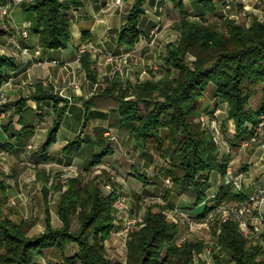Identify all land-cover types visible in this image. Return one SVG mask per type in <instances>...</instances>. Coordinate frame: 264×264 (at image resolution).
<instances>
[{
  "label": "trees",
  "instance_id": "1",
  "mask_svg": "<svg viewBox=\"0 0 264 264\" xmlns=\"http://www.w3.org/2000/svg\"><path fill=\"white\" fill-rule=\"evenodd\" d=\"M144 1L132 0L125 23L117 34V43L133 48L142 40L139 23ZM195 1L203 6L205 13L216 17L213 0ZM71 6H77L76 0H33L29 4L27 10L34 14L38 43L44 49H64L71 42L66 14ZM218 19L223 20L198 24L181 13L172 25L178 39L166 47L161 65L163 75L159 79L143 82L127 79L123 84L118 76L103 77L104 89L85 102L84 123L91 109L116 112L122 130L143 146L155 148L166 165L159 169L160 175L169 178L179 193L193 188L197 204L205 198L209 174L223 175L227 167V159L220 158L211 134L198 120L206 111L199 106V99L212 87L215 106L212 109L218 108L220 102L226 103V119L232 121L237 140L246 135L248 124H256L264 110V21H253L245 26L222 16ZM79 62L86 78L97 82L98 71L91 66L87 52L80 54ZM14 68L11 58L0 56V85L7 79L4 70ZM257 90L260 101L256 108H251L248 102ZM29 99L53 103L56 117L42 145L45 153L55 142L68 102L43 92L40 84H36L35 94ZM25 102L26 99L19 100L14 112L4 122L0 120V132L21 136L13 127L17 119L24 137L30 135L31 126L25 125L21 116ZM99 134L95 145L100 146L101 151L91 156L88 167L100 164L112 152L103 145L102 130ZM12 146V143L0 142V149L11 150ZM166 147L171 148L170 151H165ZM80 152V136L62 148L66 156H77ZM136 178L146 183L145 178ZM44 181V230L30 237L28 233L34 220L10 218L1 210L6 184L0 171V264H34L35 257L44 251L63 255L65 247L71 243L77 245V251L70 257L64 256V264H194L195 254L205 247L203 242L194 239L176 244L178 225L168 220L162 211L154 212L149 206L142 220L126 236L124 261H112L106 256L104 243L116 219L112 206L114 193L103 194L94 179H86L84 172L69 177L64 184L50 183L48 177ZM49 193H59L56 216L60 226L57 228L50 221ZM215 199L217 203L244 200L230 185L221 186ZM203 210L204 213L197 216L205 217L210 211L207 207ZM218 222L215 220L214 226ZM219 227L216 242L211 246L214 264H224V259L232 264H264V232L262 244L260 240L243 236L235 221H226ZM211 235L215 236L213 228Z\"/></svg>",
  "mask_w": 264,
  "mask_h": 264
},
{
  "label": "crops",
  "instance_id": "2",
  "mask_svg": "<svg viewBox=\"0 0 264 264\" xmlns=\"http://www.w3.org/2000/svg\"><path fill=\"white\" fill-rule=\"evenodd\" d=\"M32 2L33 0H22L15 6L10 5L4 22H0V48L6 50L5 55L2 56L11 58L15 64L14 69L4 70L7 79L0 85L7 100L6 113L1 122H4L14 112V105L19 100L26 99L21 116L24 118L25 125L31 126L32 129L30 135L24 137L21 126L16 124L17 119H14L13 127L21 136L16 137L9 133L0 132L1 143L13 144L11 150L0 149V152H6V155L0 156V171L6 184L1 206L2 212L12 211L13 214L8 215L10 218L34 220L35 223L29 230L28 236L40 234L44 230L45 220L42 191L45 185L44 178L48 177L49 180L48 175L53 169L76 167L83 170L81 167H83L82 163H84L85 158H78L80 156L76 155L66 156L62 153V148L67 142L80 136L81 148L90 147V156L98 154L101 147L96 146L95 142L98 139L97 136L101 135L99 134L100 130H102V136L109 137L107 140L111 142H107L109 146H106L112 150L100 164L105 163L104 159H108L117 170L119 169L121 173L119 176L124 177L125 180L124 184L119 181L114 182L110 190L104 188L103 193L105 195L114 193L113 197H115L119 191L123 193L124 197L135 199L139 203L146 199L158 200V202L165 204L168 209L170 207L184 210L188 214L193 213L194 215L204 213V207L211 209L213 203L216 202L214 197H216L220 187L224 185V175L217 172L209 174L208 188L205 198L200 204L195 201L193 188V195L190 193L187 195L188 190L179 193L175 187L171 186V190H166L161 198L162 193L159 192L161 189L156 184L147 178H145L146 183L136 178V176L147 177L149 175L146 173L147 166H144L145 163H136V165L143 166L139 172L136 169V172L133 173L131 169H134L132 166L135 165L136 158L132 155L129 157L127 150H124L129 145L128 152L130 154L133 152L134 146H137L136 154L141 153L140 155L144 156L145 154L151 155V151L148 150H152V146H143L140 142L135 141L131 134L122 130L116 112L91 109L88 114V121L84 123L85 102L90 96L104 89V83L101 81L103 77L110 78L113 64L105 62L104 54L130 52L131 57L127 60L124 69L133 82L159 79L163 75V72H159L162 71L161 65L166 56V47L178 39V33L172 29L173 24L171 22L176 23L182 13L188 20L204 24L210 14L205 13L203 6L195 0H145L143 4L144 13L139 23L143 38L136 46L128 48L117 43V34L120 27L125 23L132 0H121L119 4L115 0H76L77 6H71L66 12L70 23L72 47L49 50L44 49L38 43V33L33 27L34 14L27 10ZM223 2L224 0H213L214 14H223ZM231 10L234 17L237 18V16L242 15L243 18L248 19V26L253 21L264 20V0H234ZM26 23L29 24V34L27 38L23 39L17 34L16 28H22ZM168 23L171 24V28H169L170 24ZM156 25L159 26V30L153 47L149 49L147 47L148 34L150 29ZM14 43L29 48L30 55L25 56L19 53L16 58H12L9 55V50L14 48ZM78 46L86 47L91 66L98 71L97 82L95 83L86 78L84 69L77 58ZM90 46L96 47L99 51L98 54L90 52ZM34 50H39L40 53L34 56ZM35 59H40L42 64L35 65ZM52 60L57 61V63L53 64ZM153 61H158L160 64V69L156 73L150 70V64ZM134 62L135 64H133ZM73 83L77 84L76 88L72 86ZM36 84L42 86L43 92H49L68 102L56 133L55 142L47 148L45 153L42 152V145L53 125L56 114L52 101L36 102L29 99L35 94ZM211 103H213V96L211 101H208L201 108L207 110ZM61 105L62 103L58 106ZM27 112H29L28 115L25 114ZM222 113L224 115L222 120L224 121H222L221 128L224 132L226 129L224 123L226 122L227 133L225 135H227L229 144H232V149L230 153L222 150L221 156L227 159V165H230L233 173H242V189L239 193L246 199L255 192L257 187L264 186V141L246 147L241 146L246 135L241 140L239 139L240 141L237 140L232 122L225 119V111ZM111 137L113 139H110ZM29 142H32V148L26 151L24 145ZM32 161L35 162L34 165H37L36 168L30 166ZM125 163L128 167L124 173L122 168L126 165ZM15 167H17L16 171L13 170ZM165 185L167 184L165 183ZM49 195L47 201L50 221L51 225L57 228L60 226L56 216L59 193H53L54 198L51 200L48 198ZM188 197L189 199H187ZM8 200H12L14 204H9ZM262 213L264 216V208ZM118 224L117 222L116 225L118 226ZM116 232L111 234L123 237L121 240L125 249V235H118L120 232ZM114 236L110 237L107 241L108 244L105 243V249L110 246V251H117L114 250L117 244L110 242V240L115 239ZM119 239L117 238V240ZM76 251L77 245L75 243L67 245L63 255L57 251H44L35 257L34 264H64L62 258L64 256L70 257Z\"/></svg>",
  "mask_w": 264,
  "mask_h": 264
},
{
  "label": "built area",
  "instance_id": "3",
  "mask_svg": "<svg viewBox=\"0 0 264 264\" xmlns=\"http://www.w3.org/2000/svg\"><path fill=\"white\" fill-rule=\"evenodd\" d=\"M4 1V2H2ZM22 0H0V22H4V18L8 14V9L10 5H17ZM121 0H115L117 4L120 3ZM234 0H224L223 2V13L229 12L231 9V5L233 4ZM245 8V7H244ZM16 32L20 35L21 38H27L29 34V24L26 23L22 26V28H16ZM159 26H154L150 29L148 34V42L147 47L151 49L155 42V37L158 33ZM14 48L9 50V55L12 58H16L18 54H23L25 56H29V48L21 47L18 44H13ZM5 49L0 48V56L5 55ZM89 51L93 54H98V49L94 46L89 47ZM86 52L85 46H78L77 50V58L79 59L80 54ZM34 56H37L40 52L39 50H34ZM131 57V53L127 52L125 54H113L107 53L104 54L105 62L113 64L110 77L118 76L121 80V83H125L127 79H129L127 73L125 72L124 66L127 64V60ZM53 64H56L57 61L52 60ZM42 62L40 59H35V65H41ZM135 64V62L133 63ZM159 63L158 61H153L150 64V70L153 73L159 71ZM6 85V84H4ZM73 87H77L76 83L72 84ZM7 104L6 97L4 96L1 88H0V120H2L5 116V106ZM220 113L219 108H214L212 112V117L216 118L217 115ZM211 120L212 127L215 129V134L212 136V140L214 144L219 148H225L226 153L229 151V147L226 144L228 141L219 130L215 127L216 120ZM263 126H264V113L260 114L258 117V121L256 124H248L246 133V139L241 142V146L246 147L250 144H258L263 139ZM110 139H113L111 137ZM32 148V142H29L24 145V149L26 151ZM6 155L5 151L0 152V156ZM221 156L220 158H223ZM1 166V165H0ZM30 166L35 167L33 163ZM76 171L69 170V167L66 171L60 174L58 180L60 183L64 184L69 177H77L78 175L83 174V170L78 168H74ZM1 170V169H0ZM224 185H230L235 192H240L242 189V173H233L232 168L230 165H227L226 172L223 174ZM113 176L111 175V179ZM164 182L167 185H170L171 182L169 178L165 179ZM9 204H14L12 200H9ZM112 206L116 212V218L120 220V232L124 233L125 235L133 230L137 224V219L133 218L130 213V207L123 196L119 193H116L114 200L112 202ZM264 208V186L257 187L255 192L249 196L248 198L236 201L230 204L224 203H217L214 202L208 218L209 221H213L218 218L217 226H213V230L215 231V236L212 237V242L209 244H205L202 252L199 254H195L194 256V264H214L213 260V253H212V244L216 242L217 235L220 231V224L226 221H235L239 231L245 237H252L254 239L261 241V234L264 232V216L262 210ZM197 217V216H194ZM181 240H176V244L181 243Z\"/></svg>",
  "mask_w": 264,
  "mask_h": 264
},
{
  "label": "rangeland",
  "instance_id": "4",
  "mask_svg": "<svg viewBox=\"0 0 264 264\" xmlns=\"http://www.w3.org/2000/svg\"><path fill=\"white\" fill-rule=\"evenodd\" d=\"M231 10V9H230ZM232 14V10L229 11V12H226V14H220V15H216V17L212 16L211 14L208 15V18H207V22H218L220 23L223 19H218V17L222 16L223 18H227V19H232V20H235L236 22L240 23V24H243L245 26H248V19L246 18H243L242 15L240 16H237L234 17ZM264 21V20H262ZM170 24V23H168ZM171 24H174L173 22H171ZM171 24L169 25V28H171ZM67 47H72L71 46V42H69L67 44ZM188 59L190 60L191 57L188 56ZM126 72V71H125ZM163 72V69L162 71H160L159 73ZM173 75L175 73H172ZM128 75V74H127ZM129 76V75H128ZM129 79H131L130 77H128ZM207 94V95H206ZM212 87H209L205 94L199 99V106L200 107H204V105L206 103H208V101L210 102L211 99H212ZM259 101H260V92L257 90L256 93L249 99V106L251 108H256L259 104ZM214 102V101H213ZM214 106L213 103H211L209 105V107L207 108V110L203 113H201L200 117H199V122L201 123V127L206 129L210 134H211V137L215 134V129L212 127V124H211V120L214 118L212 117V112L214 111V109H212ZM220 110V113L217 115L216 118H214L216 120V124H215V127L219 130V132L225 137L227 138V135H225V133H227V123L225 122L224 123V127L226 126V129L225 131L223 132L222 131V128H221V124H222V118L224 117L222 111H225L226 113V110H227V105L226 103H222L220 102L217 106ZM7 107H5L6 109ZM225 109V110H224ZM28 111V110H27ZM206 113V114H204ZM263 113H264V110H263ZM26 115L29 114V112L25 113ZM226 119V118H225ZM227 120V119H226ZM231 121V120H230ZM232 122V121H231ZM226 124V125H225ZM233 124V123H232ZM233 129H234V125H233ZM58 140L60 138H57ZM102 139H103V145H107L109 146V144L107 142H111V141H108L107 139H109L108 136H102ZM264 141V138L259 142H263ZM233 142V141H231ZM226 144L228 145L229 147V151L227 153H230L231 149H232V144H229V142L227 141ZM167 146V145H166ZM127 148V149H126ZM126 148L124 150H127V154L129 155H132V157H135L136 158V162H135V165L132 166L134 169L131 171L136 172V169L138 170H141V166L143 165H136V163H139V162H144L145 165L144 166H147L146 170H147V174H149L147 177H143V178H147L150 182L156 184L161 190L159 192H161V198L163 196V193L166 191V190H171V186L172 185H165L164 183V180L166 178H163L160 173H159V169L160 168H163L165 167V163L159 159L158 157V153L157 151L155 150L154 147H152V150H148V151H151V155H147L145 154L144 156L143 155H137L136 154V151L138 149L137 146H134L133 148V152H131L129 154L128 152V149H129V145L126 146ZM151 148V147H150ZM220 151V156L222 154V150L225 151V148H219L217 147ZM91 148L88 147V146H85L83 149H82V152H80L77 156H80L78 158H82L84 157L85 161L83 164V167H81V169H83V172H84V176L87 178H90V179H94V181L96 182V184L98 185V187L101 189V191L103 192V189H107V190H110V188L112 189V184H114V182H122V184H124V177H120L119 175H121L119 169L117 170L116 167H114L112 165V163L109 162L108 159H104V162L105 163H102V164H98V165H95V166H92V167H88L87 164L91 158L90 156V153H91ZM165 149V148H164ZM171 149V148H170ZM170 149H168V147H166L165 151H170ZM31 150V149H30ZM132 150V149H131ZM226 152V151H225ZM225 154V153H224ZM106 157V156H105ZM104 157V158H105ZM36 159V158H35ZM32 163H35L32 161ZM126 164V163H125ZM35 166H37L35 164ZM127 164L123 166L122 168V171L125 173L126 169H127ZM16 168H13L14 171H16ZM36 168V167H35ZM74 168L76 167H69V170H72V171H76ZM68 168L66 169H53V171H51L49 173V182L52 183L53 181L56 183H60L58 178L60 176V174H62L64 171H66ZM111 175L113 176V178L111 179ZM145 181H147L145 179ZM62 184V183H61ZM105 192V191H104ZM118 193L124 197L123 193L119 192ZM187 195L188 193L192 194L193 195V191H192V188L188 189V191L186 192ZM49 199H53V193H49ZM104 194V193H103ZM153 195V194H152ZM171 195V194H170ZM153 197H155L153 195ZM125 200L127 201L129 207H130V213H131V216L135 219H137L138 222H140L142 220V217H143V214L144 212L147 210V208L149 206L153 207V211L156 212V211H162L166 218L170 221H172L173 223H176L178 225V228H179V234L176 238V240H185V239H188V240H191V239H194V240H199L201 242H203L204 244H209L212 242V235H211V231H212V228L215 224V220H217L218 218H216L215 220L213 221H209V218H208V215L209 213L205 216V217H202V216H197V215H194L193 213H189L184 211V210H177L175 208H170L169 209L167 208V206H165V204H163L162 202H158V200H154V201H150L148 199L146 200H142V202H137V200L135 199H130L129 197L125 196L124 197ZM144 199V198H143ZM189 199V197L187 198ZM214 200H215V197H214ZM9 203V200L7 201ZM224 204H230L231 202H223ZM170 204V203H169ZM171 205V204H170ZM210 212V211H209ZM4 213V212H3ZM12 213V211H5V215L8 216ZM13 214V213H12ZM116 216V215H115ZM194 216H197V217H194ZM119 223L118 226L116 225V223ZM137 222V223H138ZM121 221L119 220L118 221V218L115 219L114 221V227L111 231V233H118L120 232V226H121ZM75 225V223H74ZM130 232V231H129ZM128 232V233H129ZM110 233L108 239L105 240V243L108 244L109 242V239L111 236H114ZM127 233V234H128ZM127 234L125 235L124 233L120 232L118 233V235H125V237L127 236ZM113 238H115L114 240H110L111 244H117L114 248V250H117V251H110V246L107 247L106 249V256L108 259L112 260V261H121L123 262L124 261V258H125V249H124V245L122 243V240L121 236H114ZM117 238H120L119 240H117ZM126 239V238H125ZM116 240V241H115ZM120 241V242H118ZM114 242V243H112ZM115 242H118V243H115ZM104 243V245H105ZM122 246V247H121ZM113 252V253H112ZM224 264H232V263H228L226 262V259H224L223 261Z\"/></svg>",
  "mask_w": 264,
  "mask_h": 264
}]
</instances>
